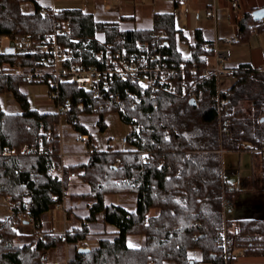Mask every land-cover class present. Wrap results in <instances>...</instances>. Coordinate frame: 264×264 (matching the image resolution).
I'll return each instance as SVG.
<instances>
[{
	"label": "trees",
	"instance_id": "trees-1",
	"mask_svg": "<svg viewBox=\"0 0 264 264\" xmlns=\"http://www.w3.org/2000/svg\"><path fill=\"white\" fill-rule=\"evenodd\" d=\"M27 1L34 3L30 13L21 10ZM43 10L50 8L39 0H0V37L24 36L38 41L51 30ZM58 18L68 21L73 35H91L97 29L134 41L148 38L152 31H164L172 59L188 66L203 68L214 54L212 44L197 31L190 56L182 57L173 14L155 15L153 28L119 32L76 9L61 11ZM253 31L254 20L245 14L239 21L237 41L247 42ZM204 44L207 49L202 48ZM18 59L0 54V95L13 94L21 107L19 113H8L0 101V147L36 148L42 129L56 134L57 117L52 111L30 108L27 92L22 90L30 84L23 76L8 73L9 65ZM235 69L237 79L223 95L227 101L222 116L230 123L228 132L220 134L218 115L212 107L214 77L200 85L201 98L196 105L180 94L162 93L155 100L146 98L136 108H127L121 119L139 127L138 136L130 134L129 141L148 152L146 164L138 152H102L86 161H67L68 169L79 179H68L66 172L61 182L49 174L50 165L60 164L57 137L44 140L45 154L0 156V198L16 204L13 215L0 218V264H48L49 250L91 236L98 237V245L86 253L72 250L67 264H225L217 238L223 225L221 151L252 152L253 166L260 172L241 185L262 186L264 190V159L256 152L264 146V70L248 64ZM81 95L74 87H62L64 101L72 105ZM63 189L69 194L67 208L81 219L79 227L72 229L74 234L64 241L42 225L43 216L55 209V198L61 197ZM233 192H225L231 201ZM107 195L132 196L134 210L105 203ZM139 196L141 201L137 202ZM28 215L38 220L36 233L20 235L15 226ZM227 228L234 238V249L246 256H264V220L227 222ZM131 237L141 238V244L130 247L127 240Z\"/></svg>",
	"mask_w": 264,
	"mask_h": 264
},
{
	"label": "built area",
	"instance_id": "built-area-1",
	"mask_svg": "<svg viewBox=\"0 0 264 264\" xmlns=\"http://www.w3.org/2000/svg\"><path fill=\"white\" fill-rule=\"evenodd\" d=\"M233 9L238 8L239 0H227ZM61 10L50 8L43 10L42 16L51 23V30L36 42L24 36L10 38L0 37V54L19 58L10 72L15 76H23L29 84H43L47 89V99L51 111L57 117L56 134L51 130H41V139L36 148L26 146L0 147L1 157L25 156L32 153L45 154L43 142L58 140V166L50 165L49 174L61 182L67 172L68 179H79L77 173L68 169L67 159L88 160L102 152H138L142 163L149 162L148 152L139 150L130 143V134H139V127L132 126L130 132L121 137H108L104 146L100 144L91 131L103 132L106 128L105 117L108 115L126 116L127 108H136L146 98L155 100L162 93L180 94L195 102L201 98L200 85L204 80L214 77L216 80V95L212 107L216 110L219 120V132H228L230 123L222 116L226 105L227 89L220 86V79L228 77L234 83L237 79V69H226L221 66L224 54L216 53V64L199 68L188 66L185 62H177L169 53V40L164 31H152L148 38L130 40L122 35H109L106 31L94 30L91 35L72 34L67 20H60ZM214 9L206 11V16L213 17ZM118 31V30H117ZM119 32V31H118ZM236 38L225 40L231 44ZM217 41H215L216 45ZM214 46V44H213ZM207 49V44L202 46ZM62 87H74L80 94L75 105L69 100L64 101ZM70 99V98H69ZM122 120V119H121ZM125 123V122H124ZM127 124V123H126ZM70 129L74 142L83 148L82 151L66 152L63 147V128ZM222 152V151H221ZM256 152L264 159V146H259ZM118 162L115 163V165ZM229 172L222 170V216L223 225L218 231V246L225 264L234 258V238L227 228V214L232 207V201L225 192L234 189V183L229 181ZM68 191L63 189L60 198H55V209L62 212L64 220L74 217L67 208ZM137 202L141 197H137ZM8 215L14 214V206L7 197H2ZM28 225H24V221ZM38 220L29 215L15 226L17 233L25 227L27 233L36 229ZM74 234L72 229H64L55 237L66 240ZM42 237V235H40ZM65 244L66 250L89 248L86 240H78L74 245ZM64 264H67V260Z\"/></svg>",
	"mask_w": 264,
	"mask_h": 264
},
{
	"label": "crops",
	"instance_id": "crops-1",
	"mask_svg": "<svg viewBox=\"0 0 264 264\" xmlns=\"http://www.w3.org/2000/svg\"><path fill=\"white\" fill-rule=\"evenodd\" d=\"M76 2L78 4L68 7L61 0H49L43 6L61 11L80 10L91 15L95 23L113 26L118 31L153 28L155 15L173 14L174 28L178 39L177 49L182 57L190 56V46L195 43V33L198 31L205 41L212 44L214 49V54L207 58L209 65L216 64V53L221 52L224 54L221 66L226 69H235L239 65L248 64L255 69L264 70V18L260 21L252 18L255 31L247 42L236 41L231 44L225 42L232 38L238 39L239 21L245 14L252 17L255 10L264 8V0H239L237 9H233L227 0H77ZM175 3H177V7H175ZM209 9H214L213 17L206 16V11ZM181 36L183 39H180ZM215 41H217L216 45ZM184 46L187 49L185 53L181 51ZM232 85L233 82L228 77L220 79L221 88L227 89ZM65 151L75 152L69 149ZM250 155L252 159V152ZM75 159L68 158L66 161ZM251 166L250 174L246 172L243 176H239L237 181L231 180L234 183V192L232 207L228 212L229 215L227 214V222L230 224L243 219L264 220V190H262V186L255 189L241 185L244 179L250 180L254 173L259 174L260 171L253 166L252 160ZM232 172L236 175L239 173L238 170ZM125 203L124 206L128 210H134L133 200L126 199ZM53 232L55 233L54 230ZM40 235L42 234L39 233V237ZM98 242L99 239L96 236H91L86 240L89 248L96 247ZM130 242L133 245H130ZM141 242V238L132 241L128 238L127 240L130 247L138 246ZM63 248L65 249V247ZM67 252L70 254L66 260L73 254L72 250H67ZM64 262L48 264H64ZM166 264L174 263L166 262ZM229 264H264V256L242 255L241 250L235 248L234 258Z\"/></svg>",
	"mask_w": 264,
	"mask_h": 264
},
{
	"label": "rangeland",
	"instance_id": "rangeland-1",
	"mask_svg": "<svg viewBox=\"0 0 264 264\" xmlns=\"http://www.w3.org/2000/svg\"><path fill=\"white\" fill-rule=\"evenodd\" d=\"M49 0H39V3L41 5H44ZM54 1V0H53ZM65 3L66 6L71 7L72 5L78 4L77 0H61ZM70 5V6H69ZM21 10L24 13H30L34 11V3L27 1L23 2L21 4ZM186 46L182 47V52H186ZM27 92V98L29 101V106L32 109L38 110L40 112H47L51 111V105L50 102L47 99V89L43 84H30L22 88ZM0 101L2 104V108L4 111L8 113H19L21 111V107L19 103L14 98L13 94H2L0 95ZM249 108V107H246ZM105 123L106 128L103 132H97V131H91V133L96 137L98 140L100 147L104 146L105 140L108 137H121L122 135H125L126 133L130 132L132 129V126L124 123L119 116L117 115H108L105 117ZM62 136H63V147L64 150L69 149L70 151H82L83 148L79 145H77L74 142V138L72 133L70 132V129L63 128L62 129ZM249 151H243V152H234V151H222L221 152V162H222V169L224 171H228V180H233L234 182L237 181L239 176H243L246 172H251V157H250ZM226 169V170H225ZM233 170H238V175H236ZM78 175V174H77ZM82 183V181H81ZM69 187V183H66L65 188ZM69 196V194H68ZM2 197L0 198V218H5L8 214L7 208L5 205L1 202ZM126 199L133 200L132 196H123V195H107L104 198L105 203H115V204H121L126 205L125 201ZM79 202H77L78 204ZM234 203V202H233ZM235 205V204H234ZM7 211V213H6ZM81 211V210H80ZM86 209L82 210V212H85ZM229 215V213H228ZM27 219V217H25ZM81 220V219H80ZM80 220H77L75 217H70L66 220H64L62 212L53 209L49 212H47L43 218H42V225L43 229H53L56 234H60L64 231V229L67 227V229H73L74 227H79ZM83 220V219H82ZM36 233V229L32 230L31 232L27 234H20V235H32ZM40 233V232H39ZM19 234V233H18ZM130 241L136 239V237L129 238ZM130 245H133L131 242ZM194 255H199L198 251H194ZM70 252L68 253L66 249H64L62 246H57L51 250H49L46 254L47 256V262L53 263V262H63L66 261L68 258ZM65 263V262H64ZM166 264V263H164Z\"/></svg>",
	"mask_w": 264,
	"mask_h": 264
},
{
	"label": "water",
	"instance_id": "water-1",
	"mask_svg": "<svg viewBox=\"0 0 264 264\" xmlns=\"http://www.w3.org/2000/svg\"><path fill=\"white\" fill-rule=\"evenodd\" d=\"M252 18L254 19V20H261V19H263L264 18V8H261V9H257V10H255L253 13H252ZM189 104L190 105H196V102H195V100L194 99H190L189 100ZM24 223V225H28V221H24L23 222ZM19 234H27V230H26V228L25 227H22L20 230H19ZM90 249L89 248H84V249H80L79 251L80 252H82V253H86V252H88ZM192 264V263H191Z\"/></svg>",
	"mask_w": 264,
	"mask_h": 264
}]
</instances>
